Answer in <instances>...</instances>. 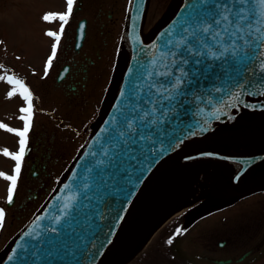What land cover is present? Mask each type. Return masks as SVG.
I'll list each match as a JSON object with an SVG mask.
<instances>
[{
  "label": "water",
  "instance_id": "water-1",
  "mask_svg": "<svg viewBox=\"0 0 264 264\" xmlns=\"http://www.w3.org/2000/svg\"><path fill=\"white\" fill-rule=\"evenodd\" d=\"M147 2L148 0H132L121 43V59L113 70L87 139L60 175L45 201L0 250V264H105L141 190L160 170L170 172L195 161L209 159L226 164L231 173L230 179L236 186L245 189L264 186V73L258 68L264 57H257L253 62L255 73L246 74L244 77L243 83L249 86L240 97L242 103L235 98L228 99L227 96L223 101L218 99L224 94L216 93V87L233 89V83L226 82L220 72L219 64L210 76H190L191 83L184 86L186 97L181 98L187 102L178 109L180 120L171 125L166 121L161 127L165 132H172L177 128V123L201 124L207 120L206 127L209 130L185 135L182 143L177 141L179 147L173 146L169 149L150 166L144 178L136 182L134 166L138 161H131L132 154L125 155L127 149L123 146L117 128L124 129L126 119L138 113L119 115L118 109L123 110L124 99L120 95L121 89L126 93L128 91L127 99L134 104L135 98L131 93L138 75V64L156 55V49L150 46L154 42L159 43L161 34L168 32L180 20L183 15L181 12L186 7V0H172L159 22L145 34L142 25ZM193 2L194 0H189V3ZM195 3H199V0H195ZM253 7L258 12L264 10L256 0H253ZM78 31L81 39L84 28H78ZM129 33L133 34L132 39H129ZM193 97L200 99L193 100ZM229 103L235 106L228 107ZM216 109L220 111L213 115ZM114 115L117 116L118 124L111 126ZM137 124V134L133 137L137 143L130 144L129 147L139 152L141 145L138 138L141 131L145 135L148 132L156 135L158 133L154 128L145 127L143 122L137 121ZM112 142L119 143L121 149L118 153L112 149L117 154L107 167L93 166L90 177L92 186L89 191L94 195L86 200L79 185L85 168L94 164L95 158L91 153L95 151L99 156L103 145L110 146ZM27 151L28 149L26 153ZM207 153L212 155H205ZM126 168L131 173L130 176L126 175ZM132 184H135L134 194L127 196ZM65 203L75 206L72 215L62 217V225H56L54 218L61 215ZM85 204L88 206L85 207ZM53 226L58 228L57 233L50 231ZM37 233L41 234L40 237L33 239ZM41 239L43 243L40 242ZM33 246L36 255H32Z\"/></svg>",
  "mask_w": 264,
  "mask_h": 264
},
{
  "label": "flooded vegetation",
  "instance_id": "flooded-vegetation-1",
  "mask_svg": "<svg viewBox=\"0 0 264 264\" xmlns=\"http://www.w3.org/2000/svg\"><path fill=\"white\" fill-rule=\"evenodd\" d=\"M158 1L148 0L144 32L159 20L147 27L152 2ZM130 3L74 0L71 22L75 20V25H64L67 30L61 34L56 57L47 75H42L43 80L50 77L53 87L45 83L37 91L23 79L33 94L34 112L22 165L32 192L23 194L20 206L38 208L63 171L60 165L53 166L58 162L51 148L54 131L60 132L61 142L69 140L72 131L85 134V139L88 136L112 71L121 59ZM78 28L85 29L81 39ZM52 40L43 49L46 61ZM36 125L43 128L37 131ZM48 126L53 129L50 134ZM130 221V236L121 250L123 264H264V186H236L228 171L205 174L195 187L172 179L159 181L153 190L144 187ZM176 228L182 232L177 234ZM170 238L172 244L167 243Z\"/></svg>",
  "mask_w": 264,
  "mask_h": 264
},
{
  "label": "snow or ice",
  "instance_id": "snow-or-ice-1",
  "mask_svg": "<svg viewBox=\"0 0 264 264\" xmlns=\"http://www.w3.org/2000/svg\"><path fill=\"white\" fill-rule=\"evenodd\" d=\"M256 2L264 8V0H256ZM73 5L74 0H66L65 11L59 13L45 12L41 16L44 21L59 20L62 22L59 32L49 30L45 33L46 36L54 38L51 54L45 64V75H47L48 68L56 57L64 24L68 22L73 12ZM209 5L212 6L209 7ZM181 13L183 15H181L180 20L175 22L168 32L161 34L159 43L154 42L150 46L156 49V55L150 59H145L142 64H138V75L133 82L134 90L131 93L135 98L134 104L127 99L128 91L126 93L124 89H121L120 95L124 99L122 101L123 110L118 109L119 115L126 116L128 112L138 113V115H132L126 119L124 129L117 128L123 146L127 149L125 155L132 154L131 161H138L134 166L137 173L136 182H140L144 178V174L149 171L150 166L155 164L169 149L173 146L179 147L177 141L182 143L185 135H195L198 131L206 132L209 130L206 127L207 120L201 124L182 125V123H177V128L173 129L172 132H165L161 127L166 121L171 125L174 121L180 120L178 109L187 102L186 99L182 100L181 98L186 97L184 86L191 83L190 76H210L219 64L220 72L223 73L226 82H232L233 89H238V91L216 87L214 89L216 93L224 94L218 99L223 101L224 97L227 96L228 99L235 98L237 102L242 103L240 97L249 86L243 83L244 77L246 74H254L256 68L253 66V62L257 57H264V10L258 12L253 7V0H228V2L199 0V3H195V0L193 3H189V0H186V7ZM132 38L133 34L129 33V39ZM258 68L261 73H264V59L260 60ZM129 72H132L131 68ZM216 74L219 75V73ZM5 79L12 86L7 96L11 98L19 94L25 104L19 108L21 113L19 119L23 121L22 129L11 128L0 123V128L14 133L19 138L17 151L9 152L7 149L3 151L4 156H10L15 162L13 174L5 175L0 172V176L10 182L7 188L6 202L12 204L18 178L21 174L22 162L26 154L34 108L33 94L24 81L10 75L0 76V81ZM198 99L200 98L193 97V100ZM227 106L234 107L235 104L229 103ZM161 108L163 109L162 112L160 111ZM218 111L220 110H214L213 115ZM137 121L143 122L145 127L154 128L158 133L156 135L154 132H148L145 135L141 131L138 138L141 145L139 152L129 147L130 144L137 143L133 139L137 134ZM110 123L111 126H116L118 124L117 116L114 115ZM158 145L163 147H158ZM112 149L117 150L118 153L121 145L115 142H112L110 146L104 144L99 156L95 151L91 153L92 157L95 158L94 164L85 168L79 185L86 200H90L94 195L89 191L92 186L90 177L93 166L107 167L117 154L113 153ZM205 155L211 156L212 153ZM125 171L126 175H131L127 168ZM134 188L135 184H132L127 196L134 194ZM127 196L125 197L126 200ZM84 206L87 207L88 205L85 204ZM74 207L72 204L65 203L61 209V215L55 216L54 223L62 225V217H71ZM5 218V209L0 207V228L3 227ZM50 231L57 233L58 228L53 226ZM175 232L180 234L182 229L176 228ZM27 235L26 232L25 236ZM40 235L37 233L33 239L39 238ZM40 242L43 243V240L41 239ZM172 242L171 238L167 241L168 244H172ZM33 249L32 255H36L35 246Z\"/></svg>",
  "mask_w": 264,
  "mask_h": 264
},
{
  "label": "rangeland",
  "instance_id": "rangeland-1",
  "mask_svg": "<svg viewBox=\"0 0 264 264\" xmlns=\"http://www.w3.org/2000/svg\"><path fill=\"white\" fill-rule=\"evenodd\" d=\"M169 1L152 2L148 13L147 27L159 19ZM65 10L66 0H0V76L10 75L22 80L21 75H24L23 79H28L36 87L37 91L45 83L49 87H53L50 77L45 80L42 78V75L45 74L43 68H45L46 64L44 59L46 52L43 49L47 44L53 42L52 38L46 36L45 33L49 30L59 32L60 28H56V24H61L62 22L59 20L44 21L41 16L45 12L59 13ZM71 16L64 25L70 24V28H73L75 20L71 22ZM90 17L95 22L93 13H90ZM65 30L67 28H64ZM40 53H43V55H40ZM11 87L6 79L0 81V123L6 124L11 128L22 129L23 121L19 119L21 115L19 108L25 106V104L19 94L11 98L7 96ZM35 128L39 131L43 126L36 125ZM47 130L49 134L53 132L51 126H48ZM54 132L56 133L55 140L52 141L54 146L51 148L53 149V155L56 154L55 156H58V162L56 161L53 166L54 169H57L60 165V169L64 170L81 146L85 139V134L81 135L79 132L72 131L68 134L69 140L61 142L60 132ZM18 140L19 138L14 133L0 128V172L5 175L13 174L12 170L15 162L10 156H4L3 151L5 149L9 152L17 151L19 147ZM24 162L25 156L22 165ZM212 172H223V170H208L204 175ZM27 182H29L27 173L21 169L15 191L18 192L16 200L12 205H8L6 198L10 182L0 176V207H3L6 212L5 223L0 228V249L21 228L35 210V208L30 209V205L26 207L20 206V202L25 195L32 192L28 190ZM34 188L35 186L32 187V190ZM23 194H25L24 197ZM105 264H123L120 250L110 257Z\"/></svg>",
  "mask_w": 264,
  "mask_h": 264
},
{
  "label": "bare ground",
  "instance_id": "bare-ground-1",
  "mask_svg": "<svg viewBox=\"0 0 264 264\" xmlns=\"http://www.w3.org/2000/svg\"><path fill=\"white\" fill-rule=\"evenodd\" d=\"M222 169L226 171L228 170V166L224 163L214 160H200L188 164L187 166H185V168H182L180 171L167 172L160 170V173L150 180L148 184V189L153 190L158 185L159 181L165 183L170 179L178 183L181 182L186 185V187H195L199 184L201 178L203 177L206 171H218ZM127 230L128 229L126 227L123 228L120 237L118 238V241L116 242L113 248L111 257L119 251L123 239L127 237Z\"/></svg>",
  "mask_w": 264,
  "mask_h": 264
}]
</instances>
